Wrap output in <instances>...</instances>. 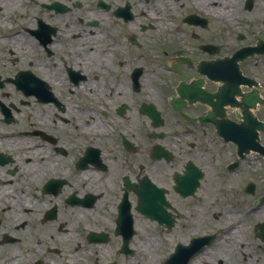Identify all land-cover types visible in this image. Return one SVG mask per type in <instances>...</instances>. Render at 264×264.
Instances as JSON below:
<instances>
[{
	"label": "flooded vegetation",
	"instance_id": "af4514ba",
	"mask_svg": "<svg viewBox=\"0 0 264 264\" xmlns=\"http://www.w3.org/2000/svg\"><path fill=\"white\" fill-rule=\"evenodd\" d=\"M167 1L168 21L160 0H0V264H91L113 245L105 264L130 260L140 216L173 245L161 264H264V165L251 159L264 154L236 141L246 97L264 122V78L239 63L212 80L207 33L226 19ZM167 25L189 43L164 44Z\"/></svg>",
	"mask_w": 264,
	"mask_h": 264
},
{
	"label": "rangeland",
	"instance_id": "374dc122",
	"mask_svg": "<svg viewBox=\"0 0 264 264\" xmlns=\"http://www.w3.org/2000/svg\"><path fill=\"white\" fill-rule=\"evenodd\" d=\"M139 1V0H138ZM248 0H242L238 1L237 7L235 8V11H229L226 9V14L229 12L231 15V18L234 19L233 23L229 25L227 22L224 25L223 23L212 21V29L209 30L207 33L208 37H210V42H212L213 45L217 44L221 48V52L223 53V56L232 55L234 52H236L238 49L248 47V45L255 46L257 44V37L259 35H256V30L260 29L261 32L259 33L260 36L264 39V24L262 23V17H264V10L262 9V6H258L257 0H253L254 2V9L251 12H248L246 9ZM240 3L242 4L240 7ZM147 3L139 2L138 3V9H148ZM157 7L153 8V14L158 15L159 17L164 18L165 21H168L169 19L175 18L177 15H173L172 12L175 11V9L171 10L169 9L168 5L166 3H161V5L156 4ZM189 8L192 9V7L188 4L184 9L178 10L180 12H186ZM212 8V7H211ZM216 8H212V10H215ZM141 10V9H140ZM155 10V11H154ZM148 21V20H147ZM149 22V21H148ZM153 23V21H151ZM150 22V23H151ZM147 23V22H146ZM154 25L158 26V24L154 23ZM165 28V29H164ZM171 25L163 26V33L167 31L162 37H163V43H173L174 40L181 42L184 44V42L189 43L190 40V32L187 30V32L183 35L178 33H172L169 30L171 29ZM155 32V31H151ZM192 33V32H191ZM239 35L244 36V40L241 41L239 39ZM156 36L159 37V35L156 33ZM170 38V39H168ZM153 40V39H152ZM166 42H165V41ZM170 41V42H169ZM161 43V42H160ZM155 46H158V44L154 41ZM233 44H238L237 48L233 47ZM230 45V46H229ZM228 46L232 51H225ZM224 47V48H223ZM160 50V49H159ZM163 50H166L165 47H163ZM206 59H210V57H207ZM244 68V72L246 75H257L260 78H264V56H255L254 58H248L244 63H242ZM25 68V67H21ZM8 71H11V69H8ZM9 74V73H8ZM12 75V74H10ZM11 93L13 95L12 98L14 99H21L19 93H17L14 90H11ZM36 109L39 113H42L44 109L40 107L39 105L36 106ZM29 113V112H28ZM29 115V114H27ZM262 116H264V109L262 110ZM78 125V120L75 121ZM261 141L262 144H264V133L261 134ZM251 159H253V165L259 166L264 165V159H259V155L254 154ZM226 160V159H225ZM224 160V161H225ZM223 161V162H224ZM250 167V170H253V167ZM163 168V167H161ZM165 169V167H164ZM223 175L227 176L225 173L222 172ZM223 182L230 184L231 181L223 180ZM140 216V215H139ZM138 216V217H139ZM140 234L138 236L139 242H150L148 247L145 245V247L141 246V248L136 247L137 253L136 256L131 258L130 260H123L122 256L117 257V263L119 264H148L150 261V264H161L159 263V258L162 255H166L167 251L169 252L168 255H172L173 245L171 246L170 242L166 240L163 244H160L158 241L159 239L163 238L165 239L167 236L162 232L158 231L155 223L151 221H146L140 216ZM162 235V236H161ZM153 236V237H151ZM153 239V240H151ZM163 241V240H162ZM146 242V243H147ZM152 242V244H151ZM112 248H115V250L118 248L116 246H112ZM112 248L108 249L107 251H101L100 257L98 259L95 258V251L97 249H92V252H86V256H90L91 258L96 259L91 264H105L108 262L111 257L108 254V251ZM141 249V250H140Z\"/></svg>",
	"mask_w": 264,
	"mask_h": 264
},
{
	"label": "water",
	"instance_id": "95a60500",
	"mask_svg": "<svg viewBox=\"0 0 264 264\" xmlns=\"http://www.w3.org/2000/svg\"><path fill=\"white\" fill-rule=\"evenodd\" d=\"M255 53H258V54L259 53H264V41L260 40L258 48H253V47L244 48L242 50L237 51V53H235L233 58H228L227 57V59H225V60H217L216 64L219 63L220 66L226 65L228 63L235 64V62H238V60H245L248 57V55H253ZM236 73H237L236 71H231V70H220V69H217V71H215L214 69L211 68V71L209 72V75L211 77L216 78L217 76H230V75L236 74ZM222 95H223V93L220 94V96H222ZM247 107L250 108L249 106H247ZM252 107H253V105H252ZM248 108L245 109L246 110V114H247V116L251 117V113H250V110H248ZM251 124H250V126H251ZM255 138H256L255 132L254 133L253 132L252 133L249 132V136H248V139L246 140V142L247 141L253 142V140ZM252 147L253 148H259L255 144V142H253L252 146H250V148H252ZM243 148L244 147H241L240 151H242ZM246 148L248 149L247 145H246ZM143 195H144V200H146V202H147V205L144 206L145 208H147V210L146 209H143V210H144V212H148L147 214H150L151 216H153V212H154L152 210L153 208H150V206L152 204V201H153L152 198H151V195L149 193L147 194L146 192H143Z\"/></svg>",
	"mask_w": 264,
	"mask_h": 264
},
{
	"label": "bare ground",
	"instance_id": "6f19581e",
	"mask_svg": "<svg viewBox=\"0 0 264 264\" xmlns=\"http://www.w3.org/2000/svg\"><path fill=\"white\" fill-rule=\"evenodd\" d=\"M166 1V2H165ZM238 1H242V0H205V4H209L211 6L212 5H215V6H218L217 7V10L220 12V15L222 16L223 20L226 19V22H228L229 24H231L233 22V18H230L231 15L229 14H226V9L229 10V11H235V8L237 7V4H238ZM200 2L203 4L204 2H202V0H200ZM160 4L161 3H168L167 0H160L159 2ZM257 3H258V6H262V9L264 10V0H257ZM13 4H16V2H13ZM241 3H240V7H241ZM202 6V5H201ZM217 12V11H216ZM220 16V17H221ZM264 18V17H263ZM261 32L260 29L256 30V35H258L259 33ZM230 46V45H229ZM228 46V48L225 50L226 52L227 51H232V49H230V47ZM238 44H233V47H236L237 48ZM140 221V220H139ZM153 237V236H151ZM153 240V239H151ZM147 242V241H146ZM144 242L143 246L145 247V245L148 247V245L150 244V242ZM149 243V244H148ZM152 244V242H151ZM142 246V247H143ZM141 248V247H140ZM148 264H150V261L148 262Z\"/></svg>",
	"mask_w": 264,
	"mask_h": 264
}]
</instances>
